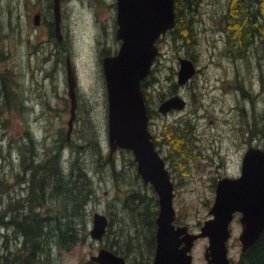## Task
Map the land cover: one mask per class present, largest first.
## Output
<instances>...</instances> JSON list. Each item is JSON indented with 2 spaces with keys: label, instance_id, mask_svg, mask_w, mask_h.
Instances as JSON below:
<instances>
[{
  "label": "rangeland",
  "instance_id": "1",
  "mask_svg": "<svg viewBox=\"0 0 264 264\" xmlns=\"http://www.w3.org/2000/svg\"><path fill=\"white\" fill-rule=\"evenodd\" d=\"M48 2L0 0V79H6L9 96L14 93L11 100L16 105L4 113L0 130L3 143L0 178L3 185L6 184V191L0 196V256L6 251L17 250L21 241L19 235L15 236L13 228L1 222L10 219L11 208L7 209V204H22L18 198L23 199L27 195L28 175L31 172L29 165L32 161L36 164L42 161L47 151L54 150L57 153L58 149L54 145L68 130L71 102L67 66L65 59L59 63L49 54L55 41L49 36L48 26L53 13ZM116 2L64 0L61 6L62 34L78 76V121L75 122L70 139L82 141L81 134L88 131L100 143L103 155L99 160L95 149L87 147L78 152L77 149L82 147L77 146L75 149L68 143L63 147L64 167L66 171L69 170L73 157L74 160L88 161L96 191L88 206L90 211H94L90 213L89 231L96 211L108 216L110 213L111 225L103 241L90 238L72 250L59 251L55 247L50 259L41 264H89L91 257L97 255L101 247H114L120 255L128 258L130 264L154 262L151 230L144 235L143 227H138L142 220H136L130 214L128 217L122 201L125 190L119 191L113 175L112 166L115 163L126 177V182L122 181L123 189L131 187L143 194H151L137 179L133 181L137 171V166L131 165L129 160L133 154L119 150L113 156L116 162L107 164L106 161L110 151L108 98L101 57L116 53L120 47L121 42L115 35ZM233 8L231 4V11ZM37 11H43L44 15L42 23L36 26L34 16ZM193 18L196 42L192 52L197 56V74L186 85L175 87L179 95L187 100V106L184 110L157 120V129H161L162 122L182 120L177 127L185 129L193 125L196 131V138L189 137L184 142L186 147L190 146L186 150L188 164L183 165L181 172L177 171L174 164L169 169L175 184L173 206L176 216L181 224H188L190 232L199 233L204 222L213 217L210 210L216 198L215 181L218 174L225 169L227 176L239 175L248 148L262 146L257 138L251 139L255 118L250 110L251 99L256 96V119L264 113V87L260 70V63L264 65V33L263 38H251L255 28H248L242 33L241 26L230 21V0H203ZM163 37L162 42H157L159 54L153 66L154 69L158 68L154 75L156 81L153 86L148 85V89L153 92V101L158 99L161 91L170 88L171 81L178 83L180 58H190L191 54L182 42L177 46L178 40H174L171 33ZM239 84H243L245 90L239 88ZM243 91L249 96H244ZM241 108L245 109V113ZM176 146L182 147V144L174 143L164 149L168 154L177 149ZM222 163L226 164V168L221 166ZM122 193V200L118 199ZM58 204L60 200L48 194L45 205L39 209H54ZM113 204V209H105ZM240 217L241 214L236 213L230 224L228 256L231 263L237 261L241 252H244L240 240L243 231ZM6 234L8 238L3 237ZM6 242L8 248H5ZM126 245L130 248L126 249ZM208 245V237L196 240L191 250L193 264H209L205 256Z\"/></svg>",
  "mask_w": 264,
  "mask_h": 264
},
{
  "label": "water",
  "instance_id": "2",
  "mask_svg": "<svg viewBox=\"0 0 264 264\" xmlns=\"http://www.w3.org/2000/svg\"><path fill=\"white\" fill-rule=\"evenodd\" d=\"M56 33L62 40L61 0H53ZM34 24H39L36 15ZM116 38L121 42L117 53L102 58L108 98V143L110 155L126 149L134 155L137 172L151 182L158 192L160 211L157 223V248L153 264H193L191 250L197 239L208 237L205 256L209 264H230L228 240L230 224L240 213L243 231L240 240L246 251L264 231V149L250 147L243 159L239 177H226L218 182L215 202L201 232L189 231L187 225L175 227L173 206L174 184L165 160L156 148L149 130L150 115L142 82L151 75L159 54L157 42L176 23L174 0H117ZM178 84H186L196 73L189 58H180ZM67 82L71 101L68 138L77 117V78L71 58L67 57ZM187 100L179 94L164 100L158 110H182ZM109 218L101 212L93 215L90 237L101 240ZM99 264H126L124 257L102 248L92 256Z\"/></svg>",
  "mask_w": 264,
  "mask_h": 264
},
{
  "label": "trees",
  "instance_id": "3",
  "mask_svg": "<svg viewBox=\"0 0 264 264\" xmlns=\"http://www.w3.org/2000/svg\"><path fill=\"white\" fill-rule=\"evenodd\" d=\"M174 1L176 23L170 30V33L174 40H178L177 46H180L182 43L186 46L191 53L189 55V59L195 63L197 61V56L192 52V46L196 42L194 39L195 27L193 26V17L198 11L203 0ZM61 3L63 4L64 0H61ZM231 4L234 5L232 11ZM48 5L51 12L54 2L49 0ZM230 21L240 25L242 33H244L248 28H255L251 32V38H257L258 36L259 38H263L264 0H230ZM50 23L54 27L53 19H51ZM163 38L159 41L162 42ZM64 46L67 47V43H64ZM62 54L63 53L61 52L59 53V60L63 61L66 57H63L62 59ZM105 54H108V52ZM260 70L261 80L263 81L262 86L264 87L263 62L260 63ZM157 71V67L155 69L153 68L151 75L142 82V88L146 100L151 99L152 101L153 92L152 89H148V85H154V81H156L154 75L157 74ZM238 86L239 88H243V90H245L243 84H239ZM165 92H167V90L161 91L160 94ZM170 92L172 91H169V93ZM12 95H14L13 92ZM12 95L9 96L6 79H0V130L1 125L4 123L2 119L4 113L6 110H10L12 106L15 105L11 100ZM243 95L249 96V93L243 91ZM161 97H163V99L166 98L163 95ZM251 100L252 108L250 111L255 118L253 129L251 130V139L257 138L264 148V113H262L260 118L257 117L256 119L257 97L255 96V98H252ZM241 110L245 113L244 108H241ZM149 114L152 116V111H149ZM77 121L78 116L75 122ZM192 127H190V125L185 129H182L181 127H169L168 129L167 126L165 127V135L169 130V142L172 144H182V147L176 146L177 149H173L168 152L170 156L169 160H172V164L177 167L178 172H181L184 169L183 165L188 164L189 158L186 156V150H189L190 146L186 147L184 142H187L189 137L196 138L194 135L196 131L194 127V130L192 131ZM172 132H175L176 134H172ZM70 137L68 138V135L66 134L57 142V145H54V147L58 149L57 153H55L54 150H50L47 151L46 157H44V159L39 163L36 164L32 161V164L29 165L31 172L28 175L29 182L28 187L26 188L27 195L23 197V199L18 198L22 204L20 206L17 204H10L8 206L7 204V209H9V207L11 208L9 209L10 219L9 221L1 220V222H4V224L11 227V229L13 228L15 236L19 235L21 241L20 247L17 250H10L1 254L0 264L45 263L50 259L55 247H57L59 251L72 250L78 244H82L90 239V213L91 211H94L92 209L90 211L88 206L93 196L96 195L95 181L88 170V161L86 160H79L78 158L74 160L73 157V159H70L71 164L69 165H71V167L68 171L65 170L63 159L65 152L63 147L69 143L70 147H75V149L77 146H84L82 148H78V152H80L81 149L83 151L87 147L95 149V151H98V159L102 158V148L96 138L90 132L88 133V131L81 134L82 141H76L74 139H70ZM82 143H85V145ZM2 146L3 143H1L0 139V159L3 157ZM201 153L203 152L201 151ZM162 157L166 162L168 161L167 157ZM193 159H196V157ZM129 160L131 165H136L133 158ZM109 162L114 163L113 161H108V163ZM23 164L25 165L24 162ZM112 169H114L113 175L117 180L118 186H120L121 183L126 182L125 175L120 173L121 171L116 168L115 163L113 164ZM134 175L136 178H134L133 181L140 177V174L137 171ZM3 184V180L0 178V196L4 191H6V184ZM48 194L55 195L57 199L60 200V204H58L54 209H39L43 208L45 205ZM156 205L157 202H153L151 198L139 191H133L123 203V206L125 207L124 210H127L126 212L128 213V217L130 214L132 218L142 220L139 221L138 227H143L144 235L151 230L153 240L157 231L156 219L159 214V209H155ZM113 206L114 204L112 205V209ZM3 214L4 213H2V215ZM140 224L141 226H139ZM8 236L9 235L3 237L8 238ZM116 236L117 238H120L119 234H116ZM123 237L124 236H122V238ZM116 244L117 243L115 242V245ZM8 246L9 244L6 242L5 248H8ZM128 248H130V246L127 247L126 245V249ZM110 250L120 254V252L115 250L114 247ZM231 264H264V231L262 232L260 238L247 248L246 251L241 252L238 260Z\"/></svg>",
  "mask_w": 264,
  "mask_h": 264
},
{
  "label": "flooded vegetation",
  "instance_id": "4",
  "mask_svg": "<svg viewBox=\"0 0 264 264\" xmlns=\"http://www.w3.org/2000/svg\"><path fill=\"white\" fill-rule=\"evenodd\" d=\"M53 1V0H52ZM28 3V2H27ZM116 4H117V2H116ZM51 13H53V21H54V27L51 25V23H49V32H50V34H49V36H50V38H51V40L52 41H55V44L52 46V50L50 51V57H54V61H56V62H59V63H61V62H63L62 60H59V53L61 52V53H63L62 54V59H63V57H66L65 58V64L67 63V57L68 56H70V54H69V52H68V48L67 47H65L64 46V40H65V38H62V40H59V38H58V36H57V33H56V24H55V15H54V11H53V8H51ZM36 15H39L40 16V19H39V24L40 23H42V18H43V15H44V12L43 11H37V13H36ZM35 15V16H36ZM34 16V17H35ZM47 22V21H46ZM39 24H37V25H39ZM36 25V26H37ZM48 24H46V26H47ZM61 25H62V23H61ZM61 31H62V29H61ZM170 33V31H168L167 32V34H169ZM166 34V35H167ZM63 35V34H62ZM61 41V42H60ZM59 47H60V49H59ZM117 53V52H116ZM110 54V53H109ZM113 54H115V53H112V54H110V55H113ZM103 57V56H102ZM102 57H101V59H102ZM67 66V65H66ZM103 69V68H102ZM74 71H75V68H74ZM103 73V72H102ZM75 74H76V71H75ZM76 78H77V84H78V76L76 75ZM172 82V84H170V88L169 89H167V92H165V93H162V94H160L159 95V97H158V99L157 100H155V101H153L154 100V98L152 99V101H151V99H148V100H146V104H147V106H148V111H152V116L150 115V126H149V130H150V132H151V135H152V139H153V141H154V143H155V145H156V148L159 150V152H160V154L162 155V156H164V157H167V159H168V161L167 162H165V165H166V170H168L169 172H170V169L169 168H171L172 166H173V164H172V162L169 160V156H168V154H167V151L164 149V147H171V146H173V144L171 143V142H169L170 141V138H169V130H168V132L166 133V135H165V127L167 126L168 127V129H169V127H177V126H179V124L182 122V120H173L172 122H162L161 124V129L159 130V129H157V126H158V123H157V120H160L161 118H164V117H167L168 115H170L171 113H175V112H177V111H180V110H177V109H173V110H170L168 113H166V114H162V113H160L159 112V110H158V108H159V106L161 105V103L164 101V100H166L167 98H169V97H171V96H173V95H176V94H179V91L175 88V87H179V86H181L180 84H178V83H175V82H173V81H171ZM105 86H106V84H105ZM76 89H77V87H76ZM107 90V89H106ZM169 91H172V92H170L169 93ZM164 96V97H166V98H164L163 99V97H161V96ZM77 102H78V98H77ZM70 108H71V106H70ZM77 116H78V104H77ZM172 134H176L175 132H172ZM173 139V138H172ZM82 147H84V146H82ZM119 150H121V151H128V150H126V149H118L117 151H119ZM116 151V152H117ZM115 152V153H116ZM130 152V151H129ZM114 153V154H115ZM114 154L111 156L110 155V153H109V156H108V158H107V164H109L108 163V161H113V162H116V160L113 158V156H114ZM103 156V155H102ZM99 160H101V158H99ZM223 168H226V164L225 163H222V165H221ZM173 168V167H172ZM175 168V167H174ZM176 169V168H175ZM123 171H125V169H123ZM225 172H226V170L224 169V171H222V173H220V174H218V176H217V179H216V186H218V182H219V180L220 179H222V178H226V177H230V176H227V175H225ZM213 173V172H212ZM215 174H217V173H215ZM240 176V174L239 175H233V177H239ZM137 182L138 183H141L145 188H146V190L147 191H150V193L151 194H149V193H146L145 195H147L149 198H151L152 200H153V202H157V205L155 206V209H159V211H160V203H159V197H158V192L156 191V189H155V187H154V185L151 183V182H147V181H145L141 176L139 177V178H137ZM121 185H122V183L120 184V186H118V184L116 183V187L119 189V191H120V189H122V190H125V198L122 200V198H123V196H124V193H122L119 197H117L118 199H121L123 202H124V200H126V198L127 197H129V195L133 192V191H136V192H138L139 190H136V189H132L131 187L130 188H127V189H123L122 187H121ZM174 186H175V184H174ZM142 190V189H141ZM216 191H217V188H216ZM139 192H141L142 194H143V192L142 191H139ZM173 192H174V190H173ZM175 195H176V193L174 192V197H175ZM111 204V203H110ZM125 207L123 206V209H124ZM143 208V207H142ZM105 209H112V207H110V206H108V207H106ZM141 209V208H140ZM106 216L109 218V221H110V223H109V225H111V221H112V218H111V215H110V213H109V216L106 214ZM157 224V223H156ZM109 225H108V228H107V230H106V232L104 233V235L102 236V239H101V241H103V239L105 238V236L107 235V233H108V229H109ZM173 225L177 228V227H179V226H184V225H188V224H186V223H184V224H181L180 223V221H179V219L177 218V216L175 215V219H174V221H173ZM152 247L154 248V259L153 260H155V256H156V248H157V239H156V233H155V237H154V240H153V243H152ZM102 248H105V249H108V248H106V247H101L100 249H102ZM99 249V250H100ZM116 254H118V255H120L119 253H116ZM122 256V255H121ZM122 257H124L125 258V260H126V264H130V263H128V258L126 257V256H122ZM90 263H92V264H99V262L98 261H96V260H92L91 259V262ZM89 263V264H90ZM154 262H152V264H153Z\"/></svg>",
  "mask_w": 264,
  "mask_h": 264
},
{
  "label": "bare ground",
  "instance_id": "5",
  "mask_svg": "<svg viewBox=\"0 0 264 264\" xmlns=\"http://www.w3.org/2000/svg\"><path fill=\"white\" fill-rule=\"evenodd\" d=\"M192 254V253H191ZM193 256V255H192Z\"/></svg>",
  "mask_w": 264,
  "mask_h": 264
}]
</instances>
